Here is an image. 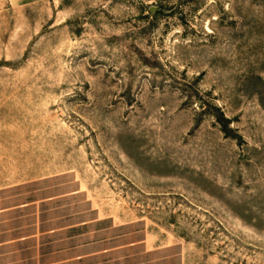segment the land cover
<instances>
[{
  "label": "rangeland",
  "instance_id": "374dc122",
  "mask_svg": "<svg viewBox=\"0 0 264 264\" xmlns=\"http://www.w3.org/2000/svg\"><path fill=\"white\" fill-rule=\"evenodd\" d=\"M89 203L264 264V0H0V209Z\"/></svg>",
  "mask_w": 264,
  "mask_h": 264
},
{
  "label": "crops",
  "instance_id": "0c3cea01",
  "mask_svg": "<svg viewBox=\"0 0 264 264\" xmlns=\"http://www.w3.org/2000/svg\"><path fill=\"white\" fill-rule=\"evenodd\" d=\"M29 206L0 209V264H191L186 241L143 220L105 216L94 203L76 217H8Z\"/></svg>",
  "mask_w": 264,
  "mask_h": 264
}]
</instances>
